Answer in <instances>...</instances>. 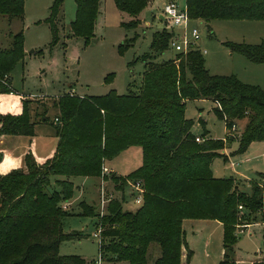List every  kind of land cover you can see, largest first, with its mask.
I'll list each match as a JSON object with an SVG mask.
<instances>
[{
	"label": "trees",
	"instance_id": "16d2710c",
	"mask_svg": "<svg viewBox=\"0 0 264 264\" xmlns=\"http://www.w3.org/2000/svg\"><path fill=\"white\" fill-rule=\"evenodd\" d=\"M63 1L55 0L50 9L54 38ZM75 1L77 11L71 33L90 42L101 0ZM147 1L115 0V5L118 11L135 17ZM23 4L24 0H0V16L21 19ZM185 9L193 21H264V0H185ZM121 25L134 29L138 22ZM171 36L165 30L153 33L151 53L136 60L144 65L137 92L131 84L124 95L111 91L104 96L76 97L62 103L60 118L54 122L58 141L52 157L38 164L27 153L24 169L0 175V264H86L80 256L58 255L62 241L80 238L77 233H63V220L72 216L61 207L73 195L69 180L99 176L104 160L134 146L142 150V165L127 179L143 181L142 204L129 212L122 211L119 203L110 202L108 214L97 215V227L102 229L100 252L105 250L104 239L121 243L122 247L112 249V253L115 260L127 264H190L193 252L182 222L212 220L223 227L219 264H236L238 206L243 204L250 212L263 210L264 186L252 182L247 195L234 189L235 179L215 178L211 164L227 141H238L241 153L252 142L263 141L264 92L234 76L210 75L199 51L176 54V60H180L177 64L174 60L156 62L157 56L169 49ZM134 41L135 38L125 40L120 49ZM22 43L23 36L18 33L11 36L9 49L0 50V136H34L36 124L29 116L27 100H20L17 112L16 107L2 105L4 97L15 96L8 82L23 57ZM229 48L251 63L264 64V41ZM196 100L218 106L214 112L224 121L227 132L234 126V119L246 112H251L256 124L240 140L228 135L224 140L204 139V133V142L197 143L191 132L194 121L184 116L185 104ZM42 122L47 123V119ZM52 177L63 179L56 178L52 185ZM260 177L264 179V175ZM110 178L121 182L119 188L125 186L117 175L111 173ZM79 209L77 216H96L93 207L84 202ZM154 247L158 253L151 262L149 255ZM257 264H264V255Z\"/></svg>",
	"mask_w": 264,
	"mask_h": 264
},
{
	"label": "rangeland",
	"instance_id": "374dc122",
	"mask_svg": "<svg viewBox=\"0 0 264 264\" xmlns=\"http://www.w3.org/2000/svg\"><path fill=\"white\" fill-rule=\"evenodd\" d=\"M54 1L24 0L21 19L9 20L6 16H0V50L10 48L11 36L18 33L23 36V57L16 63L8 84L20 100L29 102L31 121L38 124L34 125L33 130L35 150L39 155L47 154L54 145V120L60 118L62 103L71 102L77 98L104 96L111 91L117 95H124L131 84L133 90L136 92L139 90L144 65L136 60L144 54L151 53L150 42L153 33L169 31L167 22L159 17L163 16L164 4L166 1H175L180 10L185 8L184 0H148L144 9L137 16L131 17L118 11L115 0H101L94 22L93 36L90 42H86L83 38L75 37L71 33V25L75 21L77 11L75 0L63 1L55 22L56 38L53 37L54 32L49 18ZM131 21H137L138 26L128 30L122 27L121 24H129ZM193 26L197 27L200 34L198 49L207 51L205 55L202 54V58L210 75L234 76L241 83L258 87L264 92V64L251 63L244 56L232 53L229 48L230 45L253 46L263 42L264 21L191 20L189 27ZM183 29V27L177 28L176 31ZM134 38L135 41L131 45L120 49V45L125 40ZM176 58V54L168 49L157 56L156 62L174 60L177 64L180 60ZM215 108L212 102L188 101L185 104L184 116L194 121L195 134L203 135L205 131H208L206 133L210 134L214 140H224L226 135L240 140L256 124L251 112H246L243 117L234 119V130L231 134L228 132L226 134L224 121L216 115ZM45 118L47 124H40ZM202 121L204 127L201 125ZM23 144L24 140L21 139L22 148ZM12 148L16 149L17 144L15 143ZM247 149L241 153L238 141L231 143L227 141L225 148L217 152L219 157L215 158L211 164L212 175L220 179L243 180L238 177L240 176L247 179V185L250 184V187V182H257L264 186V179L260 177L264 175V157L256 158L255 156L260 153L258 151L251 154V157L255 158L245 160ZM116 162H118L116 158L104 160L103 167L108 169V166ZM122 164L123 161L120 162V165ZM110 177L111 173L102 178L101 166L99 176L88 177L91 180L83 184L87 189L77 187L81 184L79 182L81 178L69 180L73 185V195L67 201L70 205L64 210L71 212L72 216L63 220V233L65 235L77 233L80 238L62 241L58 248L59 256H80L86 264H95L98 260L100 245L99 239L94 237V234L97 231L98 189L102 179L104 184L108 185L109 194L113 196L110 204L119 203L122 211L135 212L139 209L140 206L135 205L131 199L134 196L131 194L135 193L131 188L134 180L127 179V176H117L122 178L125 184L123 188H119L121 182L115 183ZM56 178L49 179L52 185ZM140 181L143 184V181ZM240 183L235 180L234 189L237 187L240 191L238 188ZM250 187L245 188L249 194ZM88 190L91 191L88 192ZM82 202L93 207L96 214L94 218L75 216L80 212L79 204ZM64 203L66 202L62 203V209ZM237 210L236 264H257L264 255V211L250 212L245 208L241 211ZM244 213H246V219L242 220L241 216ZM105 214H108V210ZM200 222L202 223L198 227V232L204 235L203 238L209 242V247L206 252L207 258H203L204 255L198 252L193 264H215L216 255H219L221 251L223 227L212 220ZM102 241V245L106 244L105 250L100 252L101 264H127L115 260L112 253V249L122 247L121 243L109 240L107 242L104 239ZM157 253L155 247L150 250L151 262Z\"/></svg>",
	"mask_w": 264,
	"mask_h": 264
},
{
	"label": "crops",
	"instance_id": "0c3cea01",
	"mask_svg": "<svg viewBox=\"0 0 264 264\" xmlns=\"http://www.w3.org/2000/svg\"><path fill=\"white\" fill-rule=\"evenodd\" d=\"M159 17H161V16H159ZM206 53H207V51H206ZM205 54H203V55H205ZM193 102L199 103V102H211V101L196 100ZM213 104L217 108V105L215 103H213ZM2 105L5 106L6 108L16 107V112H17V110L20 106V99L16 95L15 96H8V97L6 96L2 99ZM40 124H47V123H40ZM36 125H38V124H36ZM201 125L204 127L203 121L201 122ZM191 132L196 137L201 136L200 138H202L201 134H195L193 132V127L191 129ZM206 132H208V131H205L206 135L203 137L204 139H214L210 136V134H207ZM226 134H227V130H226ZM21 139L24 140L23 148L20 145ZM57 141H58V139L56 137V134H54V145H53L52 149L45 155L44 154L39 155V154H37V152L35 150V136L34 137L0 136V155H1L0 175L7 174L11 170H15V169H24L23 159L27 153H31L37 163L43 164L47 159L52 157L53 153L55 152ZM15 143L17 144L18 149L12 148V146ZM247 151H246L247 152V155H246L247 158L245 160H248V159L252 160L255 157L256 158L264 157V139L261 142H252L248 146ZM258 151L260 152V153H258V155H256L255 157L254 156L251 157V154L253 152H258ZM259 154H261V155H259ZM114 158H116L118 162L115 163L116 165L112 164V166H108V169H107L108 172H110L112 174H116L117 176L126 177L127 175L131 174L132 172L137 170L142 165V150L140 147H137V146L130 147V148L126 149L125 151L121 152L120 154H118V156H116ZM121 161H123L122 165H120ZM110 163H111V161H110ZM238 177L243 179V180L235 179L239 183L241 181V183H240L241 185L238 188L240 189L241 192H243L247 195H250L248 192L245 191V188L250 187V184L247 185V183H248V182H246L247 179L244 177H240V176H238ZM215 178H217V177H215ZM89 180H91V179L81 178L79 180V182L81 184H78L77 187H83V188L87 189L86 185H83V184H86ZM250 183L252 184V182H250ZM241 188H243V189H241ZM250 189H251V187H250ZM90 191L88 190V192H90ZM88 195H90V194H88ZM86 197H87V194H86ZM263 198H264V195H263ZM263 211H264V208H263ZM75 216H77V215H75ZM200 221H202V220H184L182 222V229L184 231L186 242L188 244L189 249L193 252V256L191 258L190 264H193L194 258L197 257L196 254L198 252H200L204 255L203 258H207L206 252H207L208 247H209V242L203 238L204 235H201L200 231L198 232V230H199L198 227H200L201 223H202ZM204 222H208V221H204ZM214 222L221 225L217 221H214ZM248 228L249 227H247V229ZM221 244H222V241H221ZM222 254H223V250H222V245H221V251H220L219 255H216L215 264H219V261L221 260ZM234 259L236 261L235 254H234ZM259 261L261 262L262 260H259Z\"/></svg>",
	"mask_w": 264,
	"mask_h": 264
},
{
	"label": "built area",
	"instance_id": "2783aa9c",
	"mask_svg": "<svg viewBox=\"0 0 264 264\" xmlns=\"http://www.w3.org/2000/svg\"><path fill=\"white\" fill-rule=\"evenodd\" d=\"M163 19L169 25V31L171 33V37L168 43V48L172 50L175 54L186 55L190 51L198 50L201 54H205V50H199L197 47V43L200 40V34L197 27H189V22L191 21L188 17L186 9L180 10L175 1H166L162 10ZM184 28L181 31H176L177 28ZM54 122H58V119H55ZM232 130H234V126H232L231 130L228 131L231 134ZM195 141L197 143L204 142L203 138L196 137ZM108 170L102 166V178L104 175L109 174ZM131 188L135 191L134 195L131 197L132 202L135 205L141 206L142 198L145 190L143 189L142 182L140 180L134 181L131 185ZM113 196L109 194L108 185L104 184V180L102 179V184L98 189V206L97 211L100 217L104 216L107 210L109 203L112 201ZM69 203H64L63 209H67ZM239 211L243 210L242 206H238ZM244 227V226H243ZM101 227H97V231L94 234V237L99 239V245H101ZM102 263V256L99 251V258L95 262V264Z\"/></svg>",
	"mask_w": 264,
	"mask_h": 264
},
{
	"label": "water",
	"instance_id": "95a60500",
	"mask_svg": "<svg viewBox=\"0 0 264 264\" xmlns=\"http://www.w3.org/2000/svg\"><path fill=\"white\" fill-rule=\"evenodd\" d=\"M160 19L164 21L163 17H160ZM236 189H237V187H235V190H236Z\"/></svg>",
	"mask_w": 264,
	"mask_h": 264
}]
</instances>
